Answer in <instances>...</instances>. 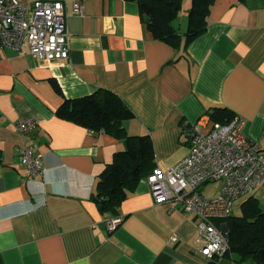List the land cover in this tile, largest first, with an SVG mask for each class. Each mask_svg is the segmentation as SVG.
<instances>
[{"label":"crops","instance_id":"crops-1","mask_svg":"<svg viewBox=\"0 0 264 264\" xmlns=\"http://www.w3.org/2000/svg\"><path fill=\"white\" fill-rule=\"evenodd\" d=\"M62 1L67 59L37 61L26 41L0 53V264H253L229 253L203 257L194 218L156 204L147 176L115 216L102 214L95 185L125 144L56 112L65 100L112 92L133 113L123 122L126 133L149 136L162 169L188 154L185 128L208 127L215 109L242 119L244 135L264 152V0H214L205 31L177 48L154 39L136 2ZM25 117L36 121L28 135L16 129ZM25 146L42 164L30 180L20 164ZM253 197L261 208L264 182ZM247 199L235 204L233 216H241ZM116 216L122 221L109 232L106 221Z\"/></svg>","mask_w":264,"mask_h":264},{"label":"built area","instance_id":"built-area-1","mask_svg":"<svg viewBox=\"0 0 264 264\" xmlns=\"http://www.w3.org/2000/svg\"><path fill=\"white\" fill-rule=\"evenodd\" d=\"M76 13L82 5H74ZM67 14L62 0H37L27 4L20 0H0V53L19 50L26 41L33 59L50 63L67 59L69 33ZM36 126L34 118H21L17 131L28 135ZM244 121L238 117L227 123L212 122L208 127L197 122L185 128L189 138L188 154L177 164L162 169L155 167L147 176L156 204H167L192 216L196 222L200 254L212 261L228 253L227 229L224 223L233 216L235 204L250 198L264 182V152L257 140L243 133ZM264 134V130H263ZM20 164L26 167L29 180L40 175L42 164L32 146H25ZM218 183L216 194L200 192L205 184ZM122 221L120 216L106 221L113 231ZM177 241L174 234L169 243Z\"/></svg>","mask_w":264,"mask_h":264},{"label":"trees","instance_id":"trees-1","mask_svg":"<svg viewBox=\"0 0 264 264\" xmlns=\"http://www.w3.org/2000/svg\"><path fill=\"white\" fill-rule=\"evenodd\" d=\"M136 2L142 20L154 39L177 48L181 42L189 44L201 35L207 26V16L214 0H191L187 29L181 34L174 26L182 10L183 0H126ZM59 92L56 81H52ZM57 116L76 122L82 127L104 132L123 140L124 151L114 154L113 161L99 174L93 200L102 214L115 216L121 204L134 190L137 182L152 173L155 168L154 153L149 136H129L123 122L133 117L131 110L115 94L97 90L91 95L65 100L57 110ZM233 115L226 109H215L210 119L215 123H227ZM229 254L248 259L253 264L264 263V212L254 197L242 204L241 216L225 220Z\"/></svg>","mask_w":264,"mask_h":264},{"label":"rangeland","instance_id":"rangeland-1","mask_svg":"<svg viewBox=\"0 0 264 264\" xmlns=\"http://www.w3.org/2000/svg\"><path fill=\"white\" fill-rule=\"evenodd\" d=\"M191 7V0H183V8L179 13L178 21L179 23L183 22L182 30H186L187 27V19H188V12ZM178 24V23H177ZM219 184H205L200 188V192L209 196H213L216 194L215 190L218 188ZM262 207L264 209V202L262 203ZM264 211V210H263Z\"/></svg>","mask_w":264,"mask_h":264}]
</instances>
